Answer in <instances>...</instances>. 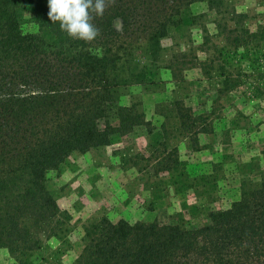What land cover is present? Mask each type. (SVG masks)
<instances>
[{
  "label": "trees",
  "instance_id": "1",
  "mask_svg": "<svg viewBox=\"0 0 264 264\" xmlns=\"http://www.w3.org/2000/svg\"><path fill=\"white\" fill-rule=\"evenodd\" d=\"M183 1L113 0L94 21L100 35L85 43L52 24L47 0H0V248L29 256L55 236L65 214L47 187L50 171L149 124L137 104H120L121 90L146 82ZM255 27L238 40L264 79V18ZM251 90L264 106V81ZM82 242L74 264H264V171L201 226L102 218L84 226Z\"/></svg>",
  "mask_w": 264,
  "mask_h": 264
},
{
  "label": "rangeland",
  "instance_id": "2",
  "mask_svg": "<svg viewBox=\"0 0 264 264\" xmlns=\"http://www.w3.org/2000/svg\"><path fill=\"white\" fill-rule=\"evenodd\" d=\"M183 2L182 21L161 40L146 82L121 90L120 104H137L149 124L113 135L107 146L73 152L50 171L47 187L65 214L61 225L29 256L0 248V264H74L84 226L102 218L201 226L211 211L240 198L241 182L259 181L264 106L252 100L251 86L264 79L253 72L251 47L238 39L264 18V0ZM113 25L122 30L120 19ZM137 36L145 48L144 34Z\"/></svg>",
  "mask_w": 264,
  "mask_h": 264
},
{
  "label": "clouds",
  "instance_id": "3",
  "mask_svg": "<svg viewBox=\"0 0 264 264\" xmlns=\"http://www.w3.org/2000/svg\"><path fill=\"white\" fill-rule=\"evenodd\" d=\"M113 0H47V16L71 39L90 43L100 35L94 21L102 18Z\"/></svg>",
  "mask_w": 264,
  "mask_h": 264
}]
</instances>
